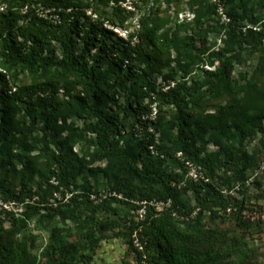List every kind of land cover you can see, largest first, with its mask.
<instances>
[{
	"label": "trees",
	"instance_id": "trees-1",
	"mask_svg": "<svg viewBox=\"0 0 264 264\" xmlns=\"http://www.w3.org/2000/svg\"><path fill=\"white\" fill-rule=\"evenodd\" d=\"M1 1L0 264L39 263L33 223L54 228L45 264H88L106 239H123L136 264H264L205 225L224 213L264 226L240 218L241 186L260 164L245 142L264 148V0H165L194 15L173 29L159 8L145 15L162 0ZM137 14L128 39L105 26Z\"/></svg>",
	"mask_w": 264,
	"mask_h": 264
},
{
	"label": "rangeland",
	"instance_id": "rangeland-1",
	"mask_svg": "<svg viewBox=\"0 0 264 264\" xmlns=\"http://www.w3.org/2000/svg\"><path fill=\"white\" fill-rule=\"evenodd\" d=\"M150 3L145 7L144 12L146 13V17L151 16L153 12L157 11L156 9L159 8L160 14H158L159 19H168V25L167 28H174L176 21L178 23H185L190 22L193 20L194 15L190 13L188 10L186 2H183L180 6L176 5H167L165 0H162L159 5L153 7V4ZM258 2V1H256ZM129 3H127V7H129ZM153 9H155L153 11ZM91 12H89V15ZM224 16H226L224 14ZM97 18L96 16L94 17ZM139 18L140 15H136L135 18L129 19L125 23V28H118L122 35L127 33V38L129 37V34L138 28L139 24ZM226 20V19H224ZM106 27H110L109 25H105ZM121 36V35H120ZM214 40L217 41L218 46H220L221 37L218 36L217 38L214 37ZM147 51H149L147 49ZM143 58V57H142ZM144 59V58H143ZM253 60H250L248 62L247 68H240L237 70L235 77H238V73L243 71H250L251 67H253L254 62ZM137 65H139V61L136 62ZM203 69V67H201ZM204 69L210 70L209 67L205 66ZM167 69H163V73H166ZM200 72L199 70H196L192 75L191 78H199ZM155 78L159 82H162V77L155 75ZM177 79L182 80V74L177 77ZM23 80L25 82L29 81L28 77H24ZM155 127H151V132H155ZM156 133V132H155ZM157 134V133H156ZM157 138H159V135L157 134ZM247 149L249 152L257 151L258 158L260 159L259 166L254 169L253 171L249 172V179L245 182L243 186H241V192H244L245 194V207L242 211H247L248 213H258V214H264V202L262 200H259L257 197L261 192V189L258 187L256 182H261L262 189H264V148L261 146L260 143V137L255 138L253 140H247L245 142ZM77 150H79V147H77ZM209 151L216 150L215 147L212 145L209 146ZM92 185L97 187V190L99 192L98 197H104L107 196V185L106 182L101 178H91L90 179ZM99 183V186L97 184ZM240 194V193H239ZM233 196H237L236 193H234ZM240 197H243L242 195H238ZM13 209L16 212H20L19 209L16 207L9 206V210ZM123 214L121 213V216ZM118 218H120V214H117ZM116 215H112L114 220H118ZM221 218L214 220V222H211L209 219H205V225L207 227H214L221 230H226L230 232V236L236 237L238 239H241V243L245 245V248L248 250V254H250L251 258H256L260 262L264 263V226H255V225H248V226H241V223H239V218H231L226 216L224 213L220 214ZM106 217H101V220L105 219ZM240 218H242L243 221L250 223V224H260L262 223L261 220H253V219H243L242 215L240 214ZM68 225L71 226V223H68ZM60 228H62V233L65 234L66 231L63 225L59 224ZM121 229V225H119ZM6 228H9V225H6ZM47 227L37 225L35 223L30 225V229L33 235H35L38 239L36 241V249L34 250V253L39 258L38 264H45V257H46V250L50 248L53 244L51 243V236L53 232V227H49L48 229H45ZM116 230V233L118 232ZM108 235H111L112 232H107ZM75 235V234H74ZM75 236L68 237V241H76ZM88 264H136L135 263V253L133 250H131L128 247V244L123 239H106L103 240L96 252L91 255L90 261L87 262Z\"/></svg>",
	"mask_w": 264,
	"mask_h": 264
},
{
	"label": "built area",
	"instance_id": "built-area-1",
	"mask_svg": "<svg viewBox=\"0 0 264 264\" xmlns=\"http://www.w3.org/2000/svg\"><path fill=\"white\" fill-rule=\"evenodd\" d=\"M129 3V1H128ZM130 4V3H129ZM124 7L131 9V5H129V7H127V3L124 4ZM6 9L5 4L2 3V1L0 0V11H4ZM39 16L45 20H49L54 24H61V18L57 13L53 14V10H41L39 12ZM110 29L114 30V32H116L117 34L121 35V37H123L124 39H128L127 38V33L122 35L121 32L119 31L118 28H113V27H109ZM153 112L151 114V119L155 120L156 114H157V110L155 108V106H153ZM151 131V129H150ZM152 152H154L153 148L151 147ZM187 168H188V177L194 181L199 180L203 174L201 171L200 167H197L196 165H194L193 163H187L186 164ZM169 205V204H166ZM163 206H159V209L162 210ZM6 208L9 209V206H6ZM233 212L232 207H229L227 209V214H231ZM146 214L145 209H141L139 211V216L140 218H143V216ZM243 219H257V220H261L262 222H264V214H258V213H248L247 211H242L241 213ZM133 243L135 248H137L139 251L143 250V245L141 244V242L138 240V238L136 237V235L133 236Z\"/></svg>",
	"mask_w": 264,
	"mask_h": 264
}]
</instances>
